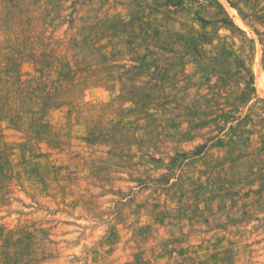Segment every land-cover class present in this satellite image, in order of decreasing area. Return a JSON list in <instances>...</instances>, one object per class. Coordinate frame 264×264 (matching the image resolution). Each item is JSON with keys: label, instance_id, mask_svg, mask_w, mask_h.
<instances>
[{"label": "rangeland", "instance_id": "obj_1", "mask_svg": "<svg viewBox=\"0 0 264 264\" xmlns=\"http://www.w3.org/2000/svg\"><path fill=\"white\" fill-rule=\"evenodd\" d=\"M0 264H264V0H0Z\"/></svg>", "mask_w": 264, "mask_h": 264}]
</instances>
